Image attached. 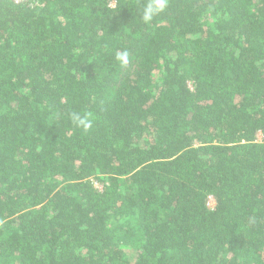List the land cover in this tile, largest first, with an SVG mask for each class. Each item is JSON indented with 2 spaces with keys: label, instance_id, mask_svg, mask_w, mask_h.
<instances>
[{
  "label": "trees",
  "instance_id": "trees-1",
  "mask_svg": "<svg viewBox=\"0 0 264 264\" xmlns=\"http://www.w3.org/2000/svg\"><path fill=\"white\" fill-rule=\"evenodd\" d=\"M142 3L0 0V264H264V0Z\"/></svg>",
  "mask_w": 264,
  "mask_h": 264
},
{
  "label": "clouds",
  "instance_id": "clouds-1",
  "mask_svg": "<svg viewBox=\"0 0 264 264\" xmlns=\"http://www.w3.org/2000/svg\"><path fill=\"white\" fill-rule=\"evenodd\" d=\"M170 0H143L139 6V19L144 25H150L160 14L169 7ZM115 59L123 66L129 62V52L127 50L118 52ZM69 119L73 125L83 132L92 129L94 114L90 111H73L69 113Z\"/></svg>",
  "mask_w": 264,
  "mask_h": 264
},
{
  "label": "rangeland",
  "instance_id": "rangeland-1",
  "mask_svg": "<svg viewBox=\"0 0 264 264\" xmlns=\"http://www.w3.org/2000/svg\"><path fill=\"white\" fill-rule=\"evenodd\" d=\"M96 187L100 188V187H99V186H97V185H96ZM208 202H209V203H208V204H209V206H214V201H213V199H212V198H210Z\"/></svg>",
  "mask_w": 264,
  "mask_h": 264
},
{
  "label": "built area",
  "instance_id": "built-area-1",
  "mask_svg": "<svg viewBox=\"0 0 264 264\" xmlns=\"http://www.w3.org/2000/svg\"><path fill=\"white\" fill-rule=\"evenodd\" d=\"M208 206H209V204H208ZM209 207H212V206H209Z\"/></svg>",
  "mask_w": 264,
  "mask_h": 264
}]
</instances>
